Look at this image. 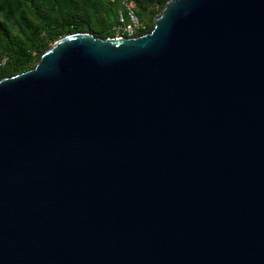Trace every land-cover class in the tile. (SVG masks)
Here are the masks:
<instances>
[{
  "label": "water",
  "instance_id": "water-1",
  "mask_svg": "<svg viewBox=\"0 0 264 264\" xmlns=\"http://www.w3.org/2000/svg\"><path fill=\"white\" fill-rule=\"evenodd\" d=\"M0 81V264H264V0H170Z\"/></svg>",
  "mask_w": 264,
  "mask_h": 264
},
{
  "label": "trees",
  "instance_id": "trees-1",
  "mask_svg": "<svg viewBox=\"0 0 264 264\" xmlns=\"http://www.w3.org/2000/svg\"><path fill=\"white\" fill-rule=\"evenodd\" d=\"M170 0H0V81L34 69L45 51L73 34L116 38L123 2L153 30Z\"/></svg>",
  "mask_w": 264,
  "mask_h": 264
},
{
  "label": "built area",
  "instance_id": "built-area-1",
  "mask_svg": "<svg viewBox=\"0 0 264 264\" xmlns=\"http://www.w3.org/2000/svg\"><path fill=\"white\" fill-rule=\"evenodd\" d=\"M115 31L116 38H135L148 33L146 24L136 15L135 6L125 2H123V9L119 12V23Z\"/></svg>",
  "mask_w": 264,
  "mask_h": 264
}]
</instances>
